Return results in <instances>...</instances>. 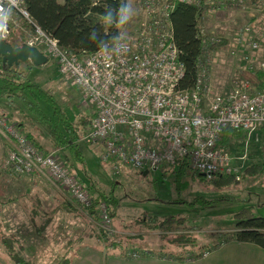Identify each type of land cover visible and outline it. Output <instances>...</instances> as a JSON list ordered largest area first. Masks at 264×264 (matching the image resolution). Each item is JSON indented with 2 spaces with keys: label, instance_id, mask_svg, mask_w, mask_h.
<instances>
[{
  "label": "built area",
  "instance_id": "2783aa9c",
  "mask_svg": "<svg viewBox=\"0 0 264 264\" xmlns=\"http://www.w3.org/2000/svg\"><path fill=\"white\" fill-rule=\"evenodd\" d=\"M177 1L200 2L135 0L141 14L131 35H118L110 44L82 53L59 46L55 38L32 23L21 0H0V37L8 34L10 11L18 12L31 23V34L24 42L36 46L47 59L52 58L59 74L91 105L89 130L84 138L96 146L99 160L113 174L121 166L153 170L178 162H184L187 171L207 178L238 174L231 162L243 155L235 157L223 146L221 136L227 129L239 130L249 141L264 127V86L258 89L237 76L226 91H213L208 74L210 54L199 64L193 84L187 88L178 86L184 67L169 20ZM203 1L208 4L205 16L221 11L227 4L243 9L248 4L247 0ZM259 1L264 5V0ZM254 2L258 6V0ZM258 10L254 7L247 11L249 16L241 32L242 43L249 51L258 47L253 30L254 12ZM230 51L234 53L233 47ZM251 56L242 54L247 63ZM258 64L257 68L264 71V62ZM0 137L8 142L2 169L43 173L77 206L89 207L91 200L86 189L54 151L38 149L4 113H0ZM109 208L100 201L95 206L98 226L107 234L113 233Z\"/></svg>",
  "mask_w": 264,
  "mask_h": 264
},
{
  "label": "rangeland",
  "instance_id": "374dc122",
  "mask_svg": "<svg viewBox=\"0 0 264 264\" xmlns=\"http://www.w3.org/2000/svg\"><path fill=\"white\" fill-rule=\"evenodd\" d=\"M246 2L248 4L245 9L237 4H227L221 8V11L217 10L216 13L203 19L201 27L203 31L210 33L216 29L223 30L224 36L229 40L223 50L214 52L210 58L211 68H209L208 74L213 91H226L230 88L232 81L237 78L238 70L248 69L251 64L256 67L260 61L264 62V5H260L259 0L258 6L254 0ZM126 3L131 4L134 15L119 29L121 37L131 35L133 26L141 14L135 0H126ZM254 7L259 9L258 12H254L256 23L253 24L258 47L254 51H249L248 47L242 43L241 32L249 16L247 11ZM21 33V39L25 40L31 34V30L22 28ZM232 47L234 53L230 51ZM249 53L252 56L247 63L242 58V54ZM47 60L46 63L36 66L29 62L28 76L32 82L51 97L56 108L66 113L73 123L76 122L79 115L90 117L91 105L82 98L83 96L75 87H71L64 75L59 74L54 60L52 58ZM34 103L47 115H50L51 108L45 101L38 99ZM1 110L4 111V108ZM5 112H8L12 119L20 121L24 132L30 133L41 148L49 152L55 148L48 136L47 129L35 120L34 116L17 98H13L12 104L5 108ZM228 140L226 149L235 157L243 155L231 162L237 173L240 174L242 167L247 164L264 162V138L261 132L251 137L249 141L244 139L241 134H238V137L231 136ZM77 149L82 152L86 173L92 175L101 188H106L111 183L110 181L116 182L114 195L118 201L114 216L111 217V227L117 233L109 234V239L117 240L113 234L123 235L127 231H141L142 236H136L127 242L123 237H119L125 242L128 251L131 248L141 251L146 248L153 251L156 245L161 243L157 231H148L143 224L141 225V221L139 222L146 215L156 218L167 216V214L184 217L183 224L179 228H175L173 223L165 235L168 238L174 233L179 234L180 231L194 235L197 244L192 248H189L188 245H186L188 247H183L184 251L186 248V254L189 255L200 249L203 251L213 243L221 241L223 236L233 228L235 220L232 213L240 210L242 206L250 205L253 214L264 216V171L258 172L253 177H241L237 183L232 182L225 186L215 187L208 180L199 178L198 175H191V172H187L186 169L179 175L178 181L175 180V171L178 167L173 164L157 166L153 170H136L130 166H121L118 173L112 174L108 166L98 160L96 154L98 152L91 143L87 144L86 141L79 140ZM55 150L53 151L55 152ZM63 153L64 151L57 149V154L64 161L69 162L67 158L69 153L66 152L65 155ZM7 171V169H1L0 175L6 176ZM71 171L82 180L84 185L88 186L89 180L85 173L73 167ZM181 181H185L186 185L180 187ZM9 191V194L6 191L7 194L5 193L4 197L0 198L1 201L12 194V190ZM30 192L25 197L26 199H20L17 205L18 210L21 211V221H26L29 218L30 210L34 209L35 224L40 225L46 217H50L53 223L39 232V242L35 245L34 250L32 241L29 242L24 239V235H19V238L15 239L16 242L12 244L15 253L21 254L29 264H57L58 261H69V258L84 251L93 253L96 250L101 256L108 254L110 249H104L106 245L101 243L98 238V218H90L82 208L74 207L75 210L66 211L61 202L68 196L62 191H57L54 187L50 188L44 181L39 183L35 191ZM7 203L0 204L1 233L7 232V227H4L3 223L8 225L10 221L12 224L11 211L5 205ZM135 219L138 221L135 222ZM32 231L35 234L33 229ZM166 240L162 239L163 242ZM25 241L27 242L24 244ZM3 247L0 242V248L5 249ZM181 249L176 248L174 242H169L164 245L163 253H177L181 252ZM8 264L14 263L11 261Z\"/></svg>",
  "mask_w": 264,
  "mask_h": 264
},
{
  "label": "trees",
  "instance_id": "16d2710c",
  "mask_svg": "<svg viewBox=\"0 0 264 264\" xmlns=\"http://www.w3.org/2000/svg\"><path fill=\"white\" fill-rule=\"evenodd\" d=\"M21 1L32 23L37 24L46 34L48 33L55 38L59 46L67 47L71 51L82 53L93 50L95 51L104 44H110L119 35V29L122 25L118 23L108 24L106 23L104 16L105 12L109 9H112L115 15L117 7L122 3H126V0ZM174 5L175 6H173L169 14V20L171 30H173V40L179 52L178 58L182 61L184 67L183 75L179 79L180 81H178V86L187 88L193 84L196 74L199 71V64L203 61L204 56L210 54L209 56L211 57L214 52L223 50V48L228 45L229 40L224 36L223 30L216 29L212 31L213 33H207L201 28L203 25V19L207 17L204 12L208 5L204 3L203 0H200V2L196 4L187 2L181 3L180 1H177ZM10 15L8 22L9 31L4 39L13 46H20L24 42V40L21 39V30L22 28L31 30V23L21 17L18 12L10 11ZM93 30H96V33L91 35ZM202 40L206 41V44L202 43ZM29 62V60L23 62L17 61L16 63L8 65L5 61L2 62L0 59V100L3 99L6 102L5 106L10 107L13 98H17L34 116L35 120L39 121L47 129L48 136L55 146L54 150L56 149L54 152L55 155L61 159L64 167L71 172L74 179L77 182H80L86 189L91 200L88 208L79 207L68 197L69 199L67 198L61 202L62 207H64L66 211L69 209L75 210L74 207L78 209L82 208L90 218L96 219L98 217L95 206L97 202L100 201L105 202L108 207H110L109 215L113 217L115 208H117L116 203L118 201L117 197H115L116 195H114L116 182L110 181L111 183H109L106 188H101L95 178L86 173L82 152L77 149V141H86L84 135L89 130L90 117L79 115L76 122L73 123L66 113L59 111L53 103L52 98L46 95V93L36 86L29 78L28 73L31 63ZM236 74L241 79H245L248 82L250 81V83L257 86L258 89H262L264 86L262 81L264 71L263 69L257 68V66L253 68L248 67V69H240ZM38 99L45 101L49 108H51L50 115H47V113L42 111V109L34 103V101H37ZM6 107H4V112H2L4 114L6 113ZM261 133L264 138V127L261 130ZM25 134H27V137L38 149L43 150L35 142L34 137L30 133L26 132ZM238 134H241V131L227 129L220 138L221 143L226 147V143L229 141L228 138L231 136L238 137ZM86 143L89 144L90 141H86ZM92 145L96 148L94 144ZM57 149L64 151V155L66 152L69 153V155H67L69 162L64 161V159L57 154ZM96 150L98 152L97 148ZM96 154L98 157V153ZM175 166L178 167L175 171V180L178 181L179 175L182 171L184 172L186 167L184 162H178ZM72 167L77 170L80 169V171L85 173L89 180L88 186L86 184L84 185L82 180L72 173ZM260 171H264V162L252 163L250 165L247 164L242 167L240 174H236L235 172L228 174H215V176H210L208 179L197 172H191V175H198L199 178L208 180L212 186L216 187L220 185L225 186L232 182L237 183L241 177H253V175H256ZM7 181L8 178L5 175H0V198H3L7 191ZM179 184L177 185L183 187L186 185V182L181 181ZM61 191L65 194L62 188ZM9 200L10 199H4L3 201L0 200V204L7 203ZM30 211L29 219L33 223L35 234L38 235L39 232L43 231V228L50 220V217L44 218L42 223L38 225L35 224L33 220L35 210L33 209ZM232 215L235 220L233 225L234 228L224 235L221 241H229L230 239L239 240L240 242L247 241L251 242V244L258 245L264 250V216L253 214L250 205L242 206L240 210L233 212ZM183 218L184 217L182 216L175 217L173 214H167V216L160 218L146 215L145 217H142V220H139V222L141 221V225L143 224L148 231H157L158 238L161 239V243L157 244L153 251L150 249L147 250L146 248L142 249V251L139 249H137L138 251L133 249L128 251L125 247V242L130 241L136 236H142V233H140L141 231H127L123 235L113 234V236L117 237V240H113L109 239V234H107V232H104L99 228L98 238H100L99 240L101 243L106 245L104 249H110V253L114 252L117 255L123 254L127 257L139 256L146 253H151L152 255L163 254L166 257H173L177 259V261L188 258L194 259V257L205 254L207 250H210L211 248L214 249L218 246L219 242H221L218 241L215 244L213 243L203 251L200 249L190 255L186 254V248L184 251V246L192 248L197 244L194 235L192 236L184 231H180L179 234L174 233L168 238H166L165 235L170 229L171 224L174 223L175 228H179L180 225L183 224ZM136 221H138V219H135V222ZM119 237H123L125 242L119 239ZM162 239L167 240L166 242H163ZM0 242L6 249L8 256L14 264H29L21 254L14 252L12 246V244L16 242L14 237L4 236ZM169 242H174L176 248H182V251L164 254L163 247Z\"/></svg>",
  "mask_w": 264,
  "mask_h": 264
},
{
  "label": "crops",
  "instance_id": "0c3cea01",
  "mask_svg": "<svg viewBox=\"0 0 264 264\" xmlns=\"http://www.w3.org/2000/svg\"><path fill=\"white\" fill-rule=\"evenodd\" d=\"M5 105L6 102L3 99L0 100L1 113L4 112L1 109L6 107ZM5 114L11 122L14 121L15 123H17L22 131H24L22 123L20 121L12 119L9 113ZM7 145L8 142L0 137V170L2 169L3 158L7 150ZM7 170L8 173H6V176L9 181V185L7 186V193L9 194V190L11 189L12 194H10V196L6 198L10 199V202L5 205L11 211L10 216L12 219V224L10 223V221L8 223L9 226L3 223L4 227H7V232L0 233L2 235V238L4 237V235H11L12 237H14V239H18L19 235H24V239L29 242L32 241V249L34 250L35 245H37V242H39V235L32 233L33 223L29 218L26 221H21V211L17 208L18 202L20 201V199H24L30 191H35L41 181H44L47 185L50 186V188H56L57 191H61V188L54 182H52L49 177L43 173L33 171L28 174H18L16 172L14 173L11 169ZM18 220L20 221L16 222ZM48 222L50 223H48L44 227V229L48 225L53 223L51 219ZM27 241H25L24 244ZM132 249L138 251L137 248H131V250ZM10 262L11 259L8 256L6 250L0 248V264H8ZM57 264H264V250L256 244H251V242H240L239 240L230 239L229 241L225 240L219 242L217 247L207 250L203 255L194 257V259L188 258L181 261H177V259L173 257H166L163 254L152 255L151 253L127 257L123 254L117 255L114 252H109L105 256H101V254L97 253V251L95 250L93 251V253L91 251L81 252L79 255H74L69 258V261H58Z\"/></svg>",
  "mask_w": 264,
  "mask_h": 264
},
{
  "label": "water",
  "instance_id": "95a60500",
  "mask_svg": "<svg viewBox=\"0 0 264 264\" xmlns=\"http://www.w3.org/2000/svg\"><path fill=\"white\" fill-rule=\"evenodd\" d=\"M0 59L5 61L8 65L29 60L34 66L46 63L47 57L36 46H31L25 42L20 46H13L9 44L4 38L0 37Z\"/></svg>",
  "mask_w": 264,
  "mask_h": 264
},
{
  "label": "clouds",
  "instance_id": "9594fccd",
  "mask_svg": "<svg viewBox=\"0 0 264 264\" xmlns=\"http://www.w3.org/2000/svg\"><path fill=\"white\" fill-rule=\"evenodd\" d=\"M133 15L134 9L132 8L131 4L122 3L115 10V15L114 11L112 9H109L105 12L104 18L106 23L108 24L118 23L120 25H123L127 23ZM0 32H2V26H0ZM95 33L96 30H93L91 35H94Z\"/></svg>",
  "mask_w": 264,
  "mask_h": 264
},
{
  "label": "flooded vegetation",
  "instance_id": "af4514ba",
  "mask_svg": "<svg viewBox=\"0 0 264 264\" xmlns=\"http://www.w3.org/2000/svg\"><path fill=\"white\" fill-rule=\"evenodd\" d=\"M111 228H112V227H111ZM112 230H113V229H112ZM113 232L116 233L115 230H113Z\"/></svg>",
  "mask_w": 264,
  "mask_h": 264
}]
</instances>
